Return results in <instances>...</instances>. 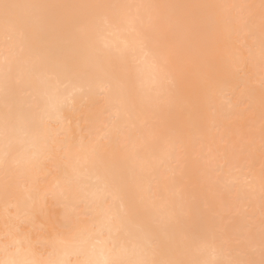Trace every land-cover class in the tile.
<instances>
[{
	"label": "bare ground",
	"instance_id": "1",
	"mask_svg": "<svg viewBox=\"0 0 264 264\" xmlns=\"http://www.w3.org/2000/svg\"><path fill=\"white\" fill-rule=\"evenodd\" d=\"M0 264H264V0H0Z\"/></svg>",
	"mask_w": 264,
	"mask_h": 264
}]
</instances>
